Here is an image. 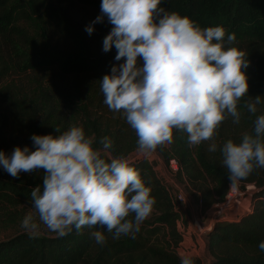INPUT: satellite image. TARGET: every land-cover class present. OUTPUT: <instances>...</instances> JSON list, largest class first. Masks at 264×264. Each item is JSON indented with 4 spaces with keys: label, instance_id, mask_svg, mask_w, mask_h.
I'll list each match as a JSON object with an SVG mask.
<instances>
[{
    "label": "trees",
    "instance_id": "obj_1",
    "mask_svg": "<svg viewBox=\"0 0 264 264\" xmlns=\"http://www.w3.org/2000/svg\"><path fill=\"white\" fill-rule=\"evenodd\" d=\"M75 1L100 10L101 0ZM160 6L189 17L201 28L222 26L226 35L236 34L231 46L245 47L249 66L243 71L249 90L238 104L240 123L228 117L214 137L221 146L229 139L239 143L245 132H253L254 120L264 115V0H162ZM43 10L49 26L38 20ZM111 28L109 22L95 24L99 41L93 48V34L89 35L63 4L0 0V151L10 157L17 146L35 150L30 139L33 134L58 136L54 128L63 132L71 125L83 126L86 136H95V147H102L100 138L109 137L111 154L126 157L139 171L155 199L153 211L138 232L119 239L98 227L73 229L62 238L15 234L0 241V264H181L172 250L181 238L176 225L182 213L174 192L168 190L149 156L128 157L137 147V136L125 121L95 116L103 112L98 107L106 105L100 80L110 74L114 64L123 62L115 60V47L103 51V39ZM138 64L142 65L139 58ZM11 76L24 79L19 80L20 85L6 84ZM256 96H261L262 102L255 114L248 113L244 102ZM93 100L97 101L92 112L89 104ZM211 143L190 147L187 134L174 130L173 141L155 151L167 167L170 160L176 161L174 182L182 188L184 182L202 211L223 201L230 184L219 150L208 151ZM42 177L38 170L13 178L0 166V201L32 209L31 189L42 185ZM239 182L242 189L246 184L255 186L252 209L240 219L217 223L206 235L209 264H264V252L258 247L264 241V168H256ZM96 230L104 231L106 244L99 245L91 237Z\"/></svg>",
    "mask_w": 264,
    "mask_h": 264
},
{
    "label": "clouds",
    "instance_id": "obj_2",
    "mask_svg": "<svg viewBox=\"0 0 264 264\" xmlns=\"http://www.w3.org/2000/svg\"><path fill=\"white\" fill-rule=\"evenodd\" d=\"M161 2L101 0V14L86 26L91 35L93 25L106 17L112 28L103 51L115 47V60L123 61L100 80L104 103L122 114L137 136V152L145 157L171 143L174 130L187 134L190 147L212 141L208 151L219 150L234 187L264 168V115L239 143L229 139L221 146L214 139L228 117L240 123L238 104L249 90L243 69L249 61L231 46L235 33L226 35L222 26L201 28L189 17L165 10ZM261 102L256 96L243 106L255 114ZM54 129L58 136L30 137L35 150L17 146L10 157L0 151V166L11 177L38 170L43 174L42 185L31 189L32 209L22 219L23 231L37 236L43 225L62 238L73 229L98 227L113 239L133 236L155 205L139 171L126 157L111 154L113 142L107 136L97 148L95 136H86L83 126ZM90 235L99 245L107 242L104 231ZM258 247L264 252V241ZM180 260L194 264L187 254Z\"/></svg>",
    "mask_w": 264,
    "mask_h": 264
},
{
    "label": "rangeland",
    "instance_id": "obj_3",
    "mask_svg": "<svg viewBox=\"0 0 264 264\" xmlns=\"http://www.w3.org/2000/svg\"><path fill=\"white\" fill-rule=\"evenodd\" d=\"M49 1L57 5L63 4L64 6L68 7L76 15V21L81 26L84 27L90 25L92 21H94L96 17L101 14L100 10L94 11L88 9L82 6L81 4H79L75 0H49ZM44 10L40 14V19L38 20H40V23L42 25L49 26L48 19L45 15L46 11ZM107 22H108L107 18L105 17L104 23L107 24ZM93 27H94V31L92 33L93 34L92 36L95 40L94 41L95 43H91V45L93 48H95V45H97L99 41V37L96 36L98 34L95 30V25H93ZM50 29L53 30L52 28ZM56 39L57 38H55V40ZM240 51L246 53L245 47H242ZM21 79H24V77L11 76L7 80L6 84L14 83L16 85H20L19 80ZM96 101L97 100H93L92 101L93 103L89 104V107L93 109L91 110L92 112L95 109L94 107L96 106ZM102 101L104 102V97H102ZM98 108L101 111H103L104 114L102 112L101 115H95V116H100L104 119L106 118L107 120L126 122L125 118L122 116L121 113L113 112L109 110L107 105H105V107H98ZM97 113H99V111ZM136 149L137 147H134V150L129 153L128 157L139 155ZM149 157L154 161L158 175L163 180L170 181L168 169L164 165V162L162 161L160 156L156 152H154ZM27 174L28 173H24V172L20 173V175H27ZM182 186L183 188L181 187L182 188L181 190L187 200V205L186 207L182 208L181 217L176 225V230L181 238L180 241L178 242V245H176L177 247L175 245L172 246L173 248L172 250L176 251V254L178 255L179 258L181 257L180 255L187 254L190 255L192 258H195L198 264H209L210 257L206 252V235L212 230L214 225H216L217 223L240 219L243 215L251 211L252 196L254 191L248 192L245 187L254 186V185L246 184L242 189L241 188L242 184L240 182L236 184L237 191H235V193H232V196L237 197V199L240 202V204H236V203L227 202L226 197L227 194L230 192V184H229L228 191L226 193L224 200L216 204H213L205 211L199 210L196 207V204L194 203L191 194L186 190L185 187L186 185H184V182L182 183ZM247 206H251V209L248 212L245 210ZM30 210L31 208H26L25 206L22 205L13 206L8 204L7 202L0 201V241H4L14 236L15 234L24 232L20 225L22 219ZM39 235L51 236L54 235V233L49 232L43 225H41V234ZM188 241L190 242L191 250L189 251L183 250V247H181L180 245L185 244ZM177 250L185 251V252L183 254H178Z\"/></svg>",
    "mask_w": 264,
    "mask_h": 264
},
{
    "label": "built area",
    "instance_id": "obj_4",
    "mask_svg": "<svg viewBox=\"0 0 264 264\" xmlns=\"http://www.w3.org/2000/svg\"><path fill=\"white\" fill-rule=\"evenodd\" d=\"M167 169H168V172H169L170 181L164 180V182H165V184H167L168 190L174 192L177 203L182 208H184L187 205V200H186V198H185V196H184V194H183V192L181 190L182 188L177 183H175L174 182V179H173L175 173L178 171V166H177L176 161L175 160H170ZM245 188H246V190L248 192L255 190V187L254 186H246ZM235 191H237V186H234V187L230 186V192L227 194V197H226L227 202L240 204V202L237 199V197L232 196V193H235ZM216 206H218V205H216ZM250 209H251V206H247L245 208V210L247 212L250 211ZM180 246L183 247V250H188V251L191 250L190 249V242L189 241L186 242L185 244L180 245Z\"/></svg>",
    "mask_w": 264,
    "mask_h": 264
},
{
    "label": "water",
    "instance_id": "obj_5",
    "mask_svg": "<svg viewBox=\"0 0 264 264\" xmlns=\"http://www.w3.org/2000/svg\"><path fill=\"white\" fill-rule=\"evenodd\" d=\"M212 229H214V227Z\"/></svg>",
    "mask_w": 264,
    "mask_h": 264
}]
</instances>
